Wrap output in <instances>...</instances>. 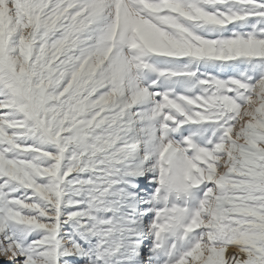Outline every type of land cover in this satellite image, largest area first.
<instances>
[{
  "label": "snow or ice",
  "instance_id": "obj_1",
  "mask_svg": "<svg viewBox=\"0 0 264 264\" xmlns=\"http://www.w3.org/2000/svg\"><path fill=\"white\" fill-rule=\"evenodd\" d=\"M0 253L264 264V0H0Z\"/></svg>",
  "mask_w": 264,
  "mask_h": 264
},
{
  "label": "rangeland",
  "instance_id": "obj_2",
  "mask_svg": "<svg viewBox=\"0 0 264 264\" xmlns=\"http://www.w3.org/2000/svg\"><path fill=\"white\" fill-rule=\"evenodd\" d=\"M0 264H8V258L5 257L2 253H0Z\"/></svg>",
  "mask_w": 264,
  "mask_h": 264
},
{
  "label": "bare ground",
  "instance_id": "obj_3",
  "mask_svg": "<svg viewBox=\"0 0 264 264\" xmlns=\"http://www.w3.org/2000/svg\"><path fill=\"white\" fill-rule=\"evenodd\" d=\"M230 252H231V249H230Z\"/></svg>",
  "mask_w": 264,
  "mask_h": 264
}]
</instances>
